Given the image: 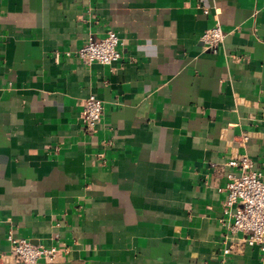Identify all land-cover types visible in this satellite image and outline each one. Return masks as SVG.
I'll use <instances>...</instances> for the list:
<instances>
[{"label":"crops","instance_id":"0c3cea01","mask_svg":"<svg viewBox=\"0 0 264 264\" xmlns=\"http://www.w3.org/2000/svg\"><path fill=\"white\" fill-rule=\"evenodd\" d=\"M110 30L120 60L75 56ZM243 154L264 174V0H0V264L9 233L42 264H260L224 210Z\"/></svg>","mask_w":264,"mask_h":264},{"label":"built area","instance_id":"2783aa9c","mask_svg":"<svg viewBox=\"0 0 264 264\" xmlns=\"http://www.w3.org/2000/svg\"><path fill=\"white\" fill-rule=\"evenodd\" d=\"M208 13V10H204ZM226 34L220 25L206 30L202 35V41L207 49L217 51L223 44ZM122 40L119 35L110 30L101 38L90 36L87 41L75 52V56L84 64L112 65L122 58L120 46ZM70 54V52H67ZM104 105L100 98L90 95L84 104L82 120L87 130L93 134L98 132V126L102 121ZM249 137L243 136L247 141ZM227 166L232 168L227 174L225 191L227 197L224 210L231 223L230 233L247 235L245 241L250 245H257L262 251L264 264V174L254 169L252 159L243 154L230 159ZM12 253L15 259L22 264H42V262H54L61 253L57 246L46 247L34 244L25 238L8 234ZM239 244L231 243L224 249V254L232 253Z\"/></svg>","mask_w":264,"mask_h":264}]
</instances>
